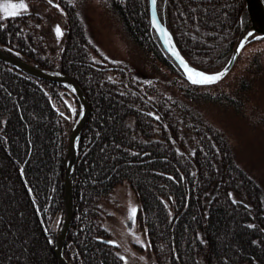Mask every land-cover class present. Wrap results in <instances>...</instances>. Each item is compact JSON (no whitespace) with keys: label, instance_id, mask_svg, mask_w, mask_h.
<instances>
[{"label":"trees","instance_id":"16d2710c","mask_svg":"<svg viewBox=\"0 0 264 264\" xmlns=\"http://www.w3.org/2000/svg\"><path fill=\"white\" fill-rule=\"evenodd\" d=\"M56 2L50 11L36 4L0 18V47L71 75L89 99L65 243L69 261L130 264L105 240L99 208L128 182L140 202L153 264H264V187L207 115L257 111L264 37L247 43L219 82L198 85L164 48L149 0H104L143 57L134 65L107 59L87 29L82 0ZM157 9L182 54L207 72L227 64L250 25L245 0H157ZM58 16L63 35L52 43ZM79 111L64 85L0 60V264H59L20 165L51 230V220L62 215L64 159Z\"/></svg>","mask_w":264,"mask_h":264},{"label":"rangeland","instance_id":"374dc122","mask_svg":"<svg viewBox=\"0 0 264 264\" xmlns=\"http://www.w3.org/2000/svg\"><path fill=\"white\" fill-rule=\"evenodd\" d=\"M42 1L45 3L23 0L28 6L27 10L31 5H38L41 10L48 11L50 4H57V0H52L51 3L49 0ZM80 12L92 39L108 60L130 65L143 61L137 47L124 36L120 23L106 7L104 0H82ZM2 17L6 16L0 13V18ZM58 17L52 20V43H59L61 38L55 31L57 26L62 31V20ZM90 55L101 62L92 51ZM254 92L256 94L253 100L257 102V111L248 108L247 114L239 116L231 112L212 110L207 115L225 130L239 163L264 187V123L261 124V119H258L260 114L264 119V87H257ZM132 207L137 209L134 221L130 219ZM99 208L102 224L108 230L109 238L119 244L117 251L122 257L130 264H153L154 257L149 250L145 229L139 218L140 202L132 186L128 182L119 184L101 201ZM57 220L55 217L51 220L52 227L56 225Z\"/></svg>","mask_w":264,"mask_h":264},{"label":"water","instance_id":"95a60500","mask_svg":"<svg viewBox=\"0 0 264 264\" xmlns=\"http://www.w3.org/2000/svg\"><path fill=\"white\" fill-rule=\"evenodd\" d=\"M245 2H246V8H247L248 14L250 16V25L239 38L227 64L221 70L216 71V72H207L200 68H197L196 66L191 64L187 60V58L182 54V52L180 51L179 47L176 44V41L174 39L172 32L169 30L167 24L160 18V15L157 9V0H156V5H155V12L153 11L151 0H149L151 24L156 30L158 36L160 37V40L164 48L171 55L172 53L169 50V45L165 42L166 37L162 35L161 32L157 29V27L154 26L153 24L154 14L160 26L164 28L171 35L172 44L175 46L176 50L180 53V56H182L184 61L188 64L189 68L196 69L197 71H201L209 75L221 73V72H224L225 69H227L226 74L223 76L224 78L227 75V73L230 71L232 66L234 65L241 50L244 48V47L242 49L239 48L241 42L244 41L245 42L244 46H245L251 40L257 39L259 37H264V0H245ZM173 58L177 61V63L183 69L187 77L184 65L180 63L177 57L173 56ZM0 60L11 64L16 69L24 73L38 77L40 79L49 80V81L57 82V83L64 85L67 89L71 91V93H73L76 96V98L80 102L79 115L77 119L75 120L71 128V131L69 133L66 155L64 159V182H63L64 184V204H63L62 215L58 218L55 226L53 227L50 226L51 230L47 226V223L43 217V214L40 209L38 200L35 196V193L32 190L31 185L29 184V182L27 181L24 175V165L23 164L20 165V170H21L23 180L35 204V208L41 220L44 231L53 237V249L57 257L58 263L59 264H72L67 258V256L65 255V243H66L67 235H68L70 226L73 221V216H74V205H75L74 179H75L76 166H77V161H78V156H79V148H80L82 130L85 124L87 123L89 116H90V112H91V106L89 103V99L85 91L81 87V85L78 83V81L71 75L66 74L65 72L61 70L40 67L34 63H31L25 60L23 57L18 55L16 52H13L8 49L1 48V47H0ZM220 80L216 81L215 83L219 82ZM210 84H214V83H210ZM198 85H207V84H198Z\"/></svg>","mask_w":264,"mask_h":264},{"label":"snow or ice","instance_id":"6c2138e0","mask_svg":"<svg viewBox=\"0 0 264 264\" xmlns=\"http://www.w3.org/2000/svg\"><path fill=\"white\" fill-rule=\"evenodd\" d=\"M51 3L52 0H49ZM151 4L153 6V11L155 12V5L156 0H151ZM27 4L23 2V0H19L18 3H13L12 0H0V13H2L4 16H17L20 14L21 10L27 11ZM153 24L157 27V29L161 32L162 35L166 37V43L169 45V50L171 51L172 55L177 57V59L180 61L181 64L184 65L186 74L188 79L193 84H210L215 83L216 81L223 78V76L226 74L227 69H225L224 72L217 73L214 75H209L201 71H197L196 69L189 68L188 64L184 61L183 57L180 56V53L176 50L175 46L172 44V37L171 35L160 26V24L157 22L155 18V14L153 15ZM58 36L63 35L61 29L59 26L55 29ZM244 41L241 42L239 48L244 47ZM239 51V49H238ZM158 119V117H157ZM137 209L135 207H132L130 209V219L134 221L136 216Z\"/></svg>","mask_w":264,"mask_h":264},{"label":"flooded vegetation","instance_id":"af4514ba","mask_svg":"<svg viewBox=\"0 0 264 264\" xmlns=\"http://www.w3.org/2000/svg\"><path fill=\"white\" fill-rule=\"evenodd\" d=\"M12 2H13V3H18V2H16V0H13ZM105 240H107V242H108L109 244L115 245V246L118 248L119 244H118L116 241H114V240H112V239H110V238H107V239H105Z\"/></svg>","mask_w":264,"mask_h":264}]
</instances>
